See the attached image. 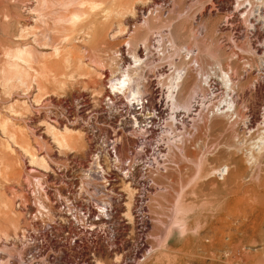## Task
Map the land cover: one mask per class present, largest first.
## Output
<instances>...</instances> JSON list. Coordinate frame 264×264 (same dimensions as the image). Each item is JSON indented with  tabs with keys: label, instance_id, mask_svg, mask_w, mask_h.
<instances>
[{
	"label": "rangeland",
	"instance_id": "rangeland-1",
	"mask_svg": "<svg viewBox=\"0 0 264 264\" xmlns=\"http://www.w3.org/2000/svg\"><path fill=\"white\" fill-rule=\"evenodd\" d=\"M239 1L0 0V264H264V31L254 20L264 9L249 23ZM75 12L79 22L60 21ZM25 48L33 68L16 57ZM135 52L146 63L134 70ZM123 67L142 96L166 92L184 68L178 98L198 86L199 108L177 121L168 166L150 184L110 170L122 179L111 188L87 185L99 168L77 123L105 108ZM53 128L77 146L60 148Z\"/></svg>",
	"mask_w": 264,
	"mask_h": 264
},
{
	"label": "built area",
	"instance_id": "built-area-1",
	"mask_svg": "<svg viewBox=\"0 0 264 264\" xmlns=\"http://www.w3.org/2000/svg\"><path fill=\"white\" fill-rule=\"evenodd\" d=\"M108 89L110 92L105 108L98 114H93L91 110L82 112L77 123L79 125L80 122L83 128L88 130L92 147L91 163L97 164L99 168L97 172L89 174L87 185L98 182L104 183L100 184L101 188H106V185L111 188L113 183L122 180L111 173H105L112 170L121 172L123 178L128 181L134 178L132 172H138L139 186H146L152 182V177L165 172L170 152L169 140L178 136L176 128L180 127L181 123L171 124L169 119L163 118L164 112L167 111L165 107H161L163 99L158 90L142 96L141 102L137 104L113 92L110 87ZM108 109L116 110L117 119L111 120L112 118L107 116ZM102 115L107 117L101 127ZM91 120L94 124L88 126ZM125 140L131 145L128 147L127 157L121 161L119 152ZM107 209L111 207L108 206ZM107 209L105 207V210ZM90 215L92 218L96 215L93 208ZM46 232L49 233V230Z\"/></svg>",
	"mask_w": 264,
	"mask_h": 264
},
{
	"label": "bare ground",
	"instance_id": "bare-ground-1",
	"mask_svg": "<svg viewBox=\"0 0 264 264\" xmlns=\"http://www.w3.org/2000/svg\"><path fill=\"white\" fill-rule=\"evenodd\" d=\"M244 1V6L242 7V9L244 8H246L247 10V12L249 11V13H250V16L248 17L249 19L248 20H246V21H248L249 23L251 22V21H249V20H251V18H252V16L254 15V13H257L258 11L256 10V8H263L264 9V0H243ZM243 1H239V2H243ZM214 5V4H213ZM239 7H240V5H238ZM214 7V6H213ZM68 9H69V6H68ZM67 9V10H68ZM243 9V10H244ZM238 10V9H237ZM69 11V10H68ZM237 12V11H236ZM239 13H240V11H239ZM68 14H70V15H68V17H65V18H60V21L61 22H66V23H77V22H79V20L81 19V16H82V14L80 13V12H75V13H68ZM261 14V13H260ZM245 15H247V13H245ZM262 15V14H261ZM259 16L260 18H259V20L258 19H254L255 20V23L257 24V25H262L259 29H257V30H261V31H264V17H262V16ZM242 16V15H241ZM248 16V15H247ZM257 17H258V13H257ZM228 19V18H227ZM227 22V21H226ZM145 23H146V21H145ZM255 23H253L252 24V27L254 28V29H256L257 28V26H256V24ZM147 24V23H146ZM239 24V23H238ZM245 24V23H244ZM142 26H144V25H142ZM147 26V25H146ZM248 30V29H247ZM252 30V29H251ZM255 31V30H254ZM262 34V33H261ZM258 37V36H257ZM154 40V39H153ZM172 40V39H171ZM165 41V40H164ZM148 42H150V41H148ZM222 44V43H221ZM128 45V44H127ZM145 45V44H144ZM263 45V44H262ZM259 46V45H258ZM147 47V46H146ZM261 47V46H260ZM147 49V48H146ZM171 49H172V47H171ZM249 49V48H248ZM255 49V48H254ZM253 49V50H254ZM195 50V49H194ZM250 50V49H249ZM180 51H182V52H184V53H186V55L189 57V56H193L194 55V51H189V50H187V48H185V49H181ZM253 52H255L256 53V51L254 50ZM252 52V53H253ZM180 53V52H179ZM216 53V52H215ZM243 53V52H242ZM263 53V52H262ZM132 55V54H131ZM142 56V55H141ZM141 56H139V54L137 53V52H135V53H133V55H132V57H133V59H134V63H135V65H134V67H136V68H134L133 67V69L135 70V69H140V68H137V67H141V64L144 62V63H146L145 62V60L143 61V56L141 57ZM196 56V55H195ZM17 58H18V60H19V62L21 63V64H23V65H25V66H30V67H32L33 68V64L36 62V57H35V53H34V51L33 50H31V49H27V48H25V50L23 51H19L18 52V56H16ZM149 58V57H148ZM260 58V57H259ZM129 59V58H128ZM148 62V61H147ZM219 62V61H218ZM144 63H143V65H144ZM16 65V67H19V69H18V71L15 73V76L17 77V79L19 80V81H21L22 83H26V82H28V80H29V78H30V76H31V74L25 69V67L23 66V65ZM130 66V65H129ZM130 67H132V66H130ZM143 67V66H142ZM125 68L123 67L122 69H121V73H120V78H118V79H114L115 81L113 82H111V89H112V91L113 92H117L118 93V91H128V94L130 93L132 96H133V99H134V101L136 102V103H140L141 102V98H142V88H141V86H140V83L138 84L137 83V81L135 80L136 78L134 77V73H132L133 71H130L129 69H128V67H127V70H124ZM222 69V68H221ZM175 70H176V68H175ZM178 70V69H177ZM176 70V71H177ZM186 70L184 69V68H182V69H179L177 72H176V75L173 77H171L170 78V80H169V82H168V84H167V86L165 87L166 88V92H165V90L164 89H162V90H164V92H162V90L160 91V96H161V98L163 99V104H162V108L163 107H165V108H168V111L170 112L169 113V115H170V118L169 119H172L173 120V122H177V118H178V121L181 119L182 121H185V120H189L190 118H192L193 116H195L196 115V111H197V109L199 108L198 107V99L199 98H197V95H196V90H198V86L195 88V89H193V91L189 94V96L187 97V99H185L184 101H181V100H179V98H178V96H179V90H180V88H181V86H182V83H183V81H184V79H185V75H186V73L187 72H185ZM222 71L223 70H221L220 72L222 73ZM184 72H185V75H184ZM233 73V72H232ZM224 74V73H223ZM222 74V75H223ZM225 75V77L224 78H226L225 79V82H226V84L229 86V84H230V88H233L232 86H234L233 85V77H232V74L230 75V74H224ZM136 76V75H135ZM223 78V77H222ZM138 80V79H137ZM224 81V80H223ZM227 87V86H226ZM40 88V87H39ZM216 90V89H215ZM232 90H230V92H231ZM234 92L235 91H233L232 93L234 94ZM166 93V94H165ZM230 98H232V97H230ZM233 99V98H232ZM231 99V100H232ZM235 99V98H234ZM235 101V100H234ZM233 103V102H232ZM230 104V103H229ZM167 105V106H166ZM88 106V105H87ZM86 106V107H87ZM235 106V105H234ZM233 106V107H234ZM84 107V106H83ZM230 107H232V106H230ZM234 110H237L236 108L234 109ZM200 111V110H199ZM240 111V110H239ZM232 112H234V111H232ZM236 113H238V111L236 112ZM168 114V113H167ZM228 114V113H227ZM230 114H232L231 112H230ZM72 115V114H71ZM68 116H69V113H68ZM67 116V117H68ZM167 116V115H166ZM227 116H229V115H227ZM232 116V115H231ZM237 116V115H236ZM242 116V115H241ZM70 117V116H69ZM75 117V116H74ZM224 117V116H223ZM227 118V117H226ZM237 118V117H236ZM67 121V120H66ZM72 121V120H71ZM63 122H64V120H63ZM62 123V122H61ZM60 123V124H61ZM70 123V122H69ZM179 123H181V122H179ZM75 125V124H74ZM76 126V125H75ZM250 131H251V129H250ZM53 132L54 133H52V135L54 134V139H55V142L58 144V146L60 147V148H62V149H69V148H72L74 145H73V143H75L74 141H75V135L73 136L72 134H71V131L70 130H68V129H66L65 130V132H62V131H57L55 128H53ZM77 140H78V138H77ZM262 140V139H261ZM71 145H73L72 147H71ZM75 145H76V143H75ZM77 146V145H76ZM121 149V148H120ZM252 152V151H251ZM119 158H120V160L122 161L123 159H125V158H122L121 157V154H120V152H119ZM43 166H47L46 165V163H45V161L44 160H42V163H41ZM226 169H227V171L229 172L230 171V168H229V166H228V168L226 167ZM222 171V170H221ZM225 172V171H224ZM88 173V172H87ZM92 173V172H91ZM225 175V174H224ZM226 175H228V173L226 174ZM123 182V181H122ZM143 186H145V185H143ZM90 187V186H89ZM112 202V201H111ZM104 203V202H103ZM114 204V203H113ZM109 205V204H108ZM105 207H106V209L108 208V206H106V205H104ZM103 206V207H104ZM105 207L104 208H102V209H104V211L106 212L107 210H105ZM116 207V206H115ZM100 211H101V209H100ZM103 211V210H102ZM104 211H103V214H104ZM120 211V210H119ZM110 212V211H109ZM106 213H108V212H106ZM106 213H105V215H106ZM109 214V213H108ZM100 216V215H99ZM102 216V215H101ZM111 217V216H110ZM103 218V217H102ZM104 219V218H103ZM102 220V219H101ZM111 220V219H110ZM91 252V251H90Z\"/></svg>",
	"mask_w": 264,
	"mask_h": 264
}]
</instances>
